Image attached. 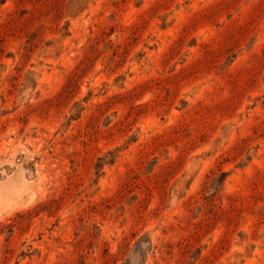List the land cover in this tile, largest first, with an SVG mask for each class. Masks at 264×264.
Returning <instances> with one entry per match:
<instances>
[{"label":"rangeland","instance_id":"374dc122","mask_svg":"<svg viewBox=\"0 0 264 264\" xmlns=\"http://www.w3.org/2000/svg\"><path fill=\"white\" fill-rule=\"evenodd\" d=\"M16 8L0 264H264V0H26L33 47Z\"/></svg>","mask_w":264,"mask_h":264},{"label":"trees","instance_id":"16d2710c","mask_svg":"<svg viewBox=\"0 0 264 264\" xmlns=\"http://www.w3.org/2000/svg\"><path fill=\"white\" fill-rule=\"evenodd\" d=\"M25 1L26 0H16L17 2V8L15 11L8 13L7 14V20L5 23H2L3 25L6 24V26H11V25H17L18 29L13 28L14 30V34H17V37L19 38H23L25 39V45H29L30 47L35 46L38 41V39L40 38V36L42 35V28L43 27H38L36 29H33V27H31L29 24H23L21 25V21L24 17L26 13L25 11ZM37 3L35 2L34 5H36ZM1 26V25H0ZM100 44L109 46L110 48H112V45L110 44V42H107V35L105 33H102L100 36L94 38L91 42H88V44L85 46L84 48V58H91L93 55L97 54L98 51V46ZM27 47H25L26 49ZM206 51H211L208 50L207 45L205 46ZM102 53H99V55H101ZM117 55V50H113V56ZM84 61H81V63L72 71L70 77H68V81L69 83H76L79 78H80V74L81 72H83L86 69V64H84ZM101 106V105H99ZM156 141L157 138L153 139V141H151L150 146L155 148L156 147ZM261 180L257 179L256 181V185L260 184ZM229 200L231 201V205H236V204H240V208L241 207H245V203L244 201H241L239 198L237 197H228ZM24 221V217L21 216V219L19 220V222H15L14 224H12L11 226L14 227V225H20L22 222Z\"/></svg>","mask_w":264,"mask_h":264}]
</instances>
